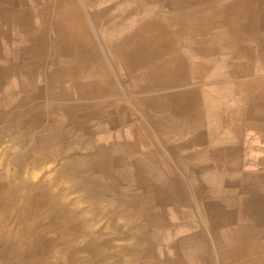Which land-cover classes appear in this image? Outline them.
Segmentation results:
<instances>
[{
	"label": "bare ground",
	"instance_id": "obj_1",
	"mask_svg": "<svg viewBox=\"0 0 264 264\" xmlns=\"http://www.w3.org/2000/svg\"><path fill=\"white\" fill-rule=\"evenodd\" d=\"M199 1L206 0H0V264L22 257L51 264L47 251L13 253L10 246L18 241H27L29 248L41 241L48 245L51 239L46 234L52 232L70 233L73 238L96 233L87 242V249L97 255L93 264H184L179 258L182 254L190 260L196 255L203 258L189 260L191 264H213L206 260L208 250L202 237L173 240L174 230L164 229H157L155 234L160 241L168 237L166 247L174 249L178 260L158 259L148 226L167 224L165 214L146 208L135 213L131 209L138 204L119 212L114 210L116 206L132 198H101L106 191L120 194L122 190L116 182L108 184L100 179L101 175L116 176V172L93 171L108 159L99 157L100 148L87 135L89 118L100 117L104 127L120 126L127 119L126 111L143 110V105L149 104L154 87L164 92L184 74L195 77L194 66L172 69L153 59L154 51L159 50L215 48L212 39L199 36L218 16L216 9L211 7L199 16L194 12H174L169 17L163 13L166 5L183 8L186 3ZM32 2L34 10L29 6ZM214 2L226 9L224 16L228 18L234 14L251 18L249 15H255L253 3L264 8V0ZM166 21L172 23L170 27L179 28H170ZM6 47L12 50L4 51ZM73 49L79 50L71 54ZM102 49H109L117 57L116 63ZM63 54L71 57L63 58ZM48 63L53 68L46 72ZM115 64L136 73L143 83L134 79L123 89V78L113 71ZM43 72L46 84L40 86L37 77ZM17 90L22 93L19 98ZM164 95L166 92L159 94L163 106ZM128 97L135 99L131 107L121 102ZM143 114L150 116L145 109ZM101 126L99 123V129ZM73 128L79 132H70L69 137L66 133ZM53 163L57 164L49 165ZM77 194L80 197H75ZM158 199L177 197H165L161 192ZM103 215L108 218V227L130 225L117 229L126 237L115 242L122 249L113 254L107 252L108 240L101 242V230L94 229L96 217ZM44 219H49L46 227L42 225ZM138 222L144 223L135 225ZM213 232L219 239L227 235L234 241L232 251H226L233 259L223 264H264V244L247 230ZM182 241L193 249L183 250Z\"/></svg>",
	"mask_w": 264,
	"mask_h": 264
},
{
	"label": "crops",
	"instance_id": "obj_2",
	"mask_svg": "<svg viewBox=\"0 0 264 264\" xmlns=\"http://www.w3.org/2000/svg\"><path fill=\"white\" fill-rule=\"evenodd\" d=\"M253 4L251 9L255 15H249V19L236 14L229 18L224 16L226 9L214 0L186 3L183 8L170 4L163 7L165 16L174 12H194L199 16L211 7L216 9L218 16L206 26L209 30L199 36L204 40L212 39L215 48L154 51L155 63L165 62L172 69L194 66L195 77L192 73L188 77L184 74L164 92L154 87L149 104L143 105L150 116L143 114L144 109L135 108L126 111L127 119L120 126L106 128L100 117L88 120L90 141L100 148L99 157L108 159L99 165L100 169L93 171L96 174L116 172V176L101 175L100 179L108 184L114 181L122 190L120 194L106 191L101 198H132L131 202L122 200V204L116 206L114 210L119 212L138 204L131 209L135 213L146 208L148 212L165 214L167 224L148 226L158 259L178 260L174 249L166 247L168 237L163 236L160 241L156 236L157 229L174 230L173 240L194 235L202 237L208 250L206 260L213 264L230 263L233 257L226 251H232L234 243L231 236L217 238L214 230H247L264 244V8ZM29 6L35 9L33 2ZM166 23L169 27L172 24ZM98 33L102 39L103 35ZM54 35L53 31L51 36ZM7 48L4 51L12 50ZM77 50L73 49L71 54ZM102 50L116 63L117 57L109 49ZM52 68L53 64L48 63L45 70ZM113 71L123 78V89L134 79L143 83L136 73H128L122 65H113ZM37 80L44 86L46 73H40ZM165 92L163 106L159 94ZM17 94L18 98L22 95L18 90ZM73 95L75 100L79 99L75 92ZM133 100L128 97L121 102L131 107ZM70 132L79 130H69L66 133L69 137ZM161 192L165 197L174 194L177 199L160 201ZM96 221L94 229L101 230L98 235L101 242L105 244L108 240L107 252L113 254L122 249L115 242L126 236L117 229L130 225L115 223L108 227L106 215L96 217ZM48 222L49 219H44L43 227ZM46 236L51 239L48 245L41 241L29 248L27 241L22 243L18 241L22 239H18L10 250L23 254L47 251L52 257L51 264H93L97 258L87 249V242L95 238L96 233H81L75 238L66 232ZM180 246L183 250L193 249V245L183 241ZM196 256L190 260L182 254L179 258L184 264H191L189 260H203ZM135 257L138 259L139 255ZM39 261L12 258L10 264H40ZM165 264L168 263L165 261Z\"/></svg>",
	"mask_w": 264,
	"mask_h": 264
},
{
	"label": "rangeland",
	"instance_id": "obj_3",
	"mask_svg": "<svg viewBox=\"0 0 264 264\" xmlns=\"http://www.w3.org/2000/svg\"><path fill=\"white\" fill-rule=\"evenodd\" d=\"M6 85L4 86V89H5Z\"/></svg>",
	"mask_w": 264,
	"mask_h": 264
}]
</instances>
